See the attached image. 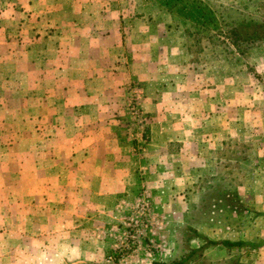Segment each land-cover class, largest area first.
<instances>
[{
	"label": "rangeland",
	"instance_id": "rangeland-1",
	"mask_svg": "<svg viewBox=\"0 0 264 264\" xmlns=\"http://www.w3.org/2000/svg\"><path fill=\"white\" fill-rule=\"evenodd\" d=\"M53 1L69 16L121 18L125 37L121 73L104 68L68 111L67 90L46 79L54 57L35 49L54 30ZM250 20L264 21V0H0V264H169L204 244L186 243L185 228L264 243V41L240 55L218 32ZM79 130L117 148L121 163L67 169ZM78 173H88L84 199L67 202ZM53 204L62 216L82 204L70 211L83 216L76 231L51 234L48 251L33 238ZM74 246L82 260L63 263ZM188 264H264V244L210 247Z\"/></svg>",
	"mask_w": 264,
	"mask_h": 264
},
{
	"label": "crops",
	"instance_id": "crops-1",
	"mask_svg": "<svg viewBox=\"0 0 264 264\" xmlns=\"http://www.w3.org/2000/svg\"><path fill=\"white\" fill-rule=\"evenodd\" d=\"M47 8L49 11L46 14L47 20L45 22H50L54 30L51 31V35L45 37L44 44L42 42L44 41L42 39L44 37H39L37 42L42 43V45L37 46L35 49L37 50V55H41V57L48 54L54 57L53 64L49 65L51 75L49 74V77H46V79L49 78L48 83L53 84L56 88L67 90V102L65 101V104H67L68 111L69 105L77 104L78 100L82 98V91H84L88 82H96L99 78H103V74L107 71L105 69L113 66L115 69L113 71L114 75L121 73L124 67L123 56L126 57L124 53L125 37H123V32H120L122 20L116 16L108 17L101 15L100 10L99 12L89 11L91 14L88 12L85 15L69 16L67 13L62 12L63 10L68 12L67 2L61 6L57 1H53V6ZM42 22L41 20V23L39 22L38 25H42ZM37 42L33 39V43ZM115 53L116 55H114ZM111 58L114 59L115 64H113ZM128 66H131V64H128ZM77 134H74V137H78L77 142L72 143L71 147L67 142V153L70 152L71 156L69 158L67 154V159L71 160V162L67 160V169L76 171L82 170L83 167L86 169L87 166H91L92 169L95 166L116 168L117 165L114 164L121 163L119 150L110 146L109 143L105 144L99 136L86 138L82 130H79ZM56 135H59V137L63 136L62 132L60 134L56 132ZM93 135L95 134L93 133ZM94 151L99 153L97 158L93 157ZM87 178L88 173H78V175H74L73 180L67 181V186L69 185L67 188V202L76 200L78 197L81 200L84 199L81 196L85 194V190L80 185L84 183L88 184ZM89 178L93 185L103 183L105 186L108 183V181H105V178L95 179L94 176ZM111 183L113 184L114 181H111ZM121 183L119 179L117 185H121ZM51 185L52 194L47 198L50 197L52 201L54 198H60V195L58 194L59 188H57L58 182L51 181ZM55 190L57 191L55 192ZM105 191L108 192L107 190ZM116 193L118 195L119 190L116 189L115 195ZM64 201H66L65 195L62 197L60 203ZM49 205H51L50 202ZM81 205L70 204L68 211L67 209H61L63 210V216L57 214L58 208H56L55 204L52 205L55 206L54 208L45 209L42 215L47 214V216L42 218L41 226L37 233H35L36 237L33 238L35 239L34 245L50 251L56 248V246L49 244V242L51 243V241L55 240V238L50 237L51 234L59 232V235L63 236L64 232L76 231L74 226H78L75 225L73 218L82 217L83 215L76 216L77 211L70 210H79ZM36 241L37 244H35ZM57 241H60V239L58 238ZM81 249L82 246H74L72 250H69L70 255L68 253H64V255L60 254L61 261L64 258H67V261H69L71 257H80L82 260V253H77Z\"/></svg>",
	"mask_w": 264,
	"mask_h": 264
},
{
	"label": "trees",
	"instance_id": "trees-1",
	"mask_svg": "<svg viewBox=\"0 0 264 264\" xmlns=\"http://www.w3.org/2000/svg\"><path fill=\"white\" fill-rule=\"evenodd\" d=\"M215 22L213 18L211 23ZM203 22L202 26H200L199 30H196L194 33H191L192 36L200 35L201 31L205 28ZM218 32L223 33V40H220L221 43H227L234 47L235 51L240 55H245L247 51L253 46L254 44L264 41V21H243V22H234L231 27L227 30L222 32L219 30ZM197 42H200L198 39ZM183 234L185 235V242L190 243L194 239H200L204 242V244L197 248H190L188 246L187 253L184 254L180 259L174 260L169 264H188L194 261L196 258H202L204 252L210 247L216 246H224L227 249H238L242 248L245 251L256 250L262 247L264 244L263 241L261 243H250V242H215L209 240L205 236L198 233L196 230L192 228H185L183 230Z\"/></svg>",
	"mask_w": 264,
	"mask_h": 264
},
{
	"label": "built area",
	"instance_id": "built-area-1",
	"mask_svg": "<svg viewBox=\"0 0 264 264\" xmlns=\"http://www.w3.org/2000/svg\"><path fill=\"white\" fill-rule=\"evenodd\" d=\"M110 261L112 262V258L111 257L108 258V261L107 262H110Z\"/></svg>",
	"mask_w": 264,
	"mask_h": 264
}]
</instances>
